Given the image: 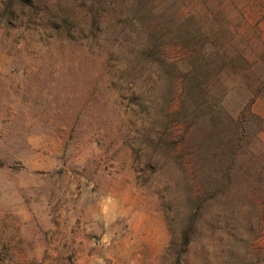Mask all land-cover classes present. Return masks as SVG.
<instances>
[{
	"label": "rangeland",
	"instance_id": "1",
	"mask_svg": "<svg viewBox=\"0 0 264 264\" xmlns=\"http://www.w3.org/2000/svg\"><path fill=\"white\" fill-rule=\"evenodd\" d=\"M0 264H264V0H0Z\"/></svg>",
	"mask_w": 264,
	"mask_h": 264
},
{
	"label": "trees",
	"instance_id": "2",
	"mask_svg": "<svg viewBox=\"0 0 264 264\" xmlns=\"http://www.w3.org/2000/svg\"><path fill=\"white\" fill-rule=\"evenodd\" d=\"M205 55V54H204Z\"/></svg>",
	"mask_w": 264,
	"mask_h": 264
}]
</instances>
